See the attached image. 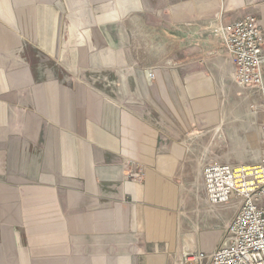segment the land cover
<instances>
[{
	"label": "crops",
	"instance_id": "1",
	"mask_svg": "<svg viewBox=\"0 0 264 264\" xmlns=\"http://www.w3.org/2000/svg\"><path fill=\"white\" fill-rule=\"evenodd\" d=\"M250 14L264 30V0H0V264L210 254L237 202L209 201L200 142L229 95L260 97L263 151L264 89L215 32Z\"/></svg>",
	"mask_w": 264,
	"mask_h": 264
},
{
	"label": "built area",
	"instance_id": "2",
	"mask_svg": "<svg viewBox=\"0 0 264 264\" xmlns=\"http://www.w3.org/2000/svg\"><path fill=\"white\" fill-rule=\"evenodd\" d=\"M227 54L236 68V79L246 88L264 89V30L250 14L221 25ZM263 151L254 165L208 162L202 169L204 189L214 205L237 201L235 216L223 239L210 254L186 255L193 264H264V123Z\"/></svg>",
	"mask_w": 264,
	"mask_h": 264
},
{
	"label": "rangeland",
	"instance_id": "3",
	"mask_svg": "<svg viewBox=\"0 0 264 264\" xmlns=\"http://www.w3.org/2000/svg\"><path fill=\"white\" fill-rule=\"evenodd\" d=\"M239 86H240L239 91H243L244 89L243 86L241 84H239ZM243 94L244 95H241L240 97L237 94H233V96L229 95L227 98H225V103L229 108H232L235 105L237 106V104L239 103L238 109H236L237 112L232 118V122L222 123V125L224 124L228 127L235 126L234 130H231L230 132L229 128L224 127L219 133H217L222 126V125L220 126L217 125L216 128L214 129L215 135L212 136V133H210L208 137L204 138L203 141L200 143L206 146L207 142L209 141L208 143H210L211 145L208 144L206 147L207 150H210L209 154L211 155L212 158L220 159L222 161L225 160L228 162L230 161V163L234 165H239V164L254 165L257 163V161L260 158L259 157L260 141L258 139V134L260 129V125L258 124L260 121L256 120L257 111L254 110V107L260 103L259 102L260 97L256 95H252L250 100L251 102L253 100V102L250 105V102L246 99L247 96L245 92ZM237 114H239L238 117ZM257 119H259L258 116ZM236 120H237V125H235ZM238 126H240L239 129ZM224 130L226 132L228 131V134L224 133ZM254 133H255V140L257 139L258 145H256V141L254 140ZM202 151H203V147L200 144L198 145L197 143L194 148V153H195L194 154L195 157L193 158L194 163L191 164L190 167V169L194 168V172H191L192 174L195 175L196 173L198 174V171L202 169V167L204 166V164L203 165L199 164V159L197 158L198 156H201ZM240 157H243L244 159L242 160ZM200 172L201 170L199 171V173ZM189 180L192 181L190 178ZM233 207H235V205H232V207L229 206V210L235 212L233 215L234 217L237 208L235 207L234 209Z\"/></svg>",
	"mask_w": 264,
	"mask_h": 264
},
{
	"label": "bare ground",
	"instance_id": "4",
	"mask_svg": "<svg viewBox=\"0 0 264 264\" xmlns=\"http://www.w3.org/2000/svg\"><path fill=\"white\" fill-rule=\"evenodd\" d=\"M223 64V63H222ZM225 67V66H224ZM223 68V67H222ZM222 70H224V69H222ZM225 73V72H224ZM235 73V72H234ZM235 75V74H234ZM226 77H228L227 76V74H226ZM239 84H241L240 82H239ZM242 85V84H241ZM243 86V85H242ZM244 87V86H243ZM245 88V87H244ZM228 109V108H227ZM225 110L226 111V113H228V112H230V113H232V110ZM232 109V108H231ZM234 116L231 114L229 117L227 116V114L225 115V118L223 119V123L224 122H226V123H230V122H232V118H233ZM213 118V117H212ZM208 119V118H207ZM210 119V118H209ZM210 120H212V119H210ZM221 124H219V126H220ZM254 140H255V133H254ZM256 141V145H258V141H257V139L255 140ZM237 202V201H236ZM221 206V205H220ZM212 207V211L211 212H213V210L215 211V212H217L219 209H218V207H215V206H210V208ZM228 207V206H227ZM208 208V207H207ZM206 209V208H205ZM209 213V212H208ZM216 214V213H215Z\"/></svg>",
	"mask_w": 264,
	"mask_h": 264
}]
</instances>
